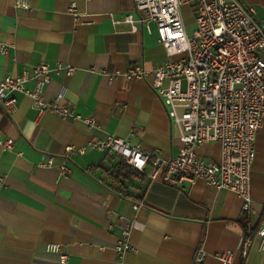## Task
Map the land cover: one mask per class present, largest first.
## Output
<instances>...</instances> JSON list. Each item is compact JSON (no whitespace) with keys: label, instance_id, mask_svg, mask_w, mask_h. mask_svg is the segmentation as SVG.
<instances>
[{"label":"crops","instance_id":"crops-1","mask_svg":"<svg viewBox=\"0 0 264 264\" xmlns=\"http://www.w3.org/2000/svg\"><path fill=\"white\" fill-rule=\"evenodd\" d=\"M241 1L264 23V0ZM29 2L23 8L16 0H0V78L25 73L32 88L34 69L45 61L51 67L45 100L53 101L65 87L62 104L93 115L97 126L52 110L38 115L32 99L19 91L8 92L18 102L14 112L0 103V264H221L216 254L224 250L237 253L236 264H264L257 236L264 220V122L251 168L258 215L245 213L241 197L231 190L202 180L170 185L149 178L148 170L119 192L105 172L119 156L90 142L115 135L165 157L182 145L149 85L153 75H124L138 64L154 68L166 60L156 24L151 32L132 29L125 17L134 12L133 0ZM72 3L78 16L69 11ZM59 63L73 66V74L56 69ZM7 139L14 141L11 150L3 146ZM66 145L86 151L71 156L69 175L60 176L56 165L64 161ZM198 152L217 161L220 144H204ZM43 154L54 155L55 165H41ZM135 203L141 206L135 209ZM128 223L137 251L120 256L115 244ZM245 238L251 239L247 256L240 252ZM49 243L60 244L67 259L48 251ZM200 249L206 255L198 262Z\"/></svg>","mask_w":264,"mask_h":264},{"label":"built area","instance_id":"built-area-1","mask_svg":"<svg viewBox=\"0 0 264 264\" xmlns=\"http://www.w3.org/2000/svg\"><path fill=\"white\" fill-rule=\"evenodd\" d=\"M134 12L125 21L132 29L139 26L151 32L156 24L159 41L167 58L154 68L138 64L124 75L128 78L153 80L151 88L162 100L171 123L178 129L182 145L176 155L165 157L154 151L144 150L128 138L108 135L105 139L89 143L100 150L111 149L123 156L128 164L147 172L151 179H160L170 185H181L185 180L194 184L197 180L218 189L235 192L242 199V209L247 214L258 215L251 194V168L256 155V136L264 122V23L258 21L252 8L241 0H133ZM191 3L195 10V28L189 33L183 20L181 4ZM18 7L29 8V0H16ZM69 11L78 16L76 6ZM6 52V47L2 48ZM66 67L73 74L71 65L58 64L56 69ZM50 65L42 61L34 69L35 84L26 86L29 76L21 74L0 78V103L8 112L18 108L17 99L8 92L19 91L32 99L41 115L52 110L60 116H70L96 127L93 115L76 113L62 104L66 88L62 87L53 101L44 98V88L50 79ZM210 142L220 144L217 161L208 160L198 148ZM7 150L14 141L3 142ZM86 146L66 145L62 152L64 161L56 165L60 176H68V160L74 154H84ZM41 165L54 166L55 156L43 154ZM0 176V185L2 184ZM141 206L135 203L134 208ZM128 223L118 237L115 250L122 256L136 252L130 242ZM257 236L260 248L264 247V220ZM250 238L243 239L241 254L247 256ZM47 250L67 259L62 246L49 243ZM236 252H217L221 264H236ZM200 249L196 261L205 258Z\"/></svg>","mask_w":264,"mask_h":264},{"label":"trees","instance_id":"trees-1","mask_svg":"<svg viewBox=\"0 0 264 264\" xmlns=\"http://www.w3.org/2000/svg\"><path fill=\"white\" fill-rule=\"evenodd\" d=\"M117 155L119 156L117 162L113 166L106 169L105 172L111 176L113 182L116 184V189L119 192L124 193L128 188V182L133 180V178L144 177L145 172L139 171L135 167L128 164L123 156L119 154ZM98 167H102L104 169L103 166L99 165ZM89 170H92V168H89Z\"/></svg>","mask_w":264,"mask_h":264},{"label":"rangeland","instance_id":"rangeland-1","mask_svg":"<svg viewBox=\"0 0 264 264\" xmlns=\"http://www.w3.org/2000/svg\"><path fill=\"white\" fill-rule=\"evenodd\" d=\"M181 10L184 13L188 32H191L195 26V14H194V11L192 10L191 4L184 3V5H182Z\"/></svg>","mask_w":264,"mask_h":264}]
</instances>
